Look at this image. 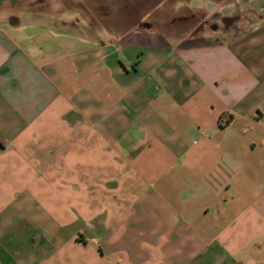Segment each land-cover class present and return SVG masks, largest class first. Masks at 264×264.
<instances>
[{"label": "crops", "instance_id": "obj_1", "mask_svg": "<svg viewBox=\"0 0 264 264\" xmlns=\"http://www.w3.org/2000/svg\"><path fill=\"white\" fill-rule=\"evenodd\" d=\"M232 5L198 37L0 17V264H264V2Z\"/></svg>", "mask_w": 264, "mask_h": 264}, {"label": "rangeland", "instance_id": "obj_2", "mask_svg": "<svg viewBox=\"0 0 264 264\" xmlns=\"http://www.w3.org/2000/svg\"><path fill=\"white\" fill-rule=\"evenodd\" d=\"M236 0H16L0 4L1 16L19 15L23 11L43 12L51 17L76 20H87L92 24H103L107 29L125 30L131 28L132 17L143 21H155L159 31L167 26L176 15H187L190 10L186 5L191 4L192 13L205 11H226L231 9ZM245 2L249 0H238ZM251 1V0H250ZM264 2V0H258ZM128 6L131 16L124 8ZM134 7L138 16L129 9ZM196 7V8H193ZM224 8V9H223ZM142 9V11H137ZM181 9V10H179ZM187 9V10H186ZM138 12V13H137ZM226 15V13H225ZM107 261V259H106Z\"/></svg>", "mask_w": 264, "mask_h": 264}, {"label": "flooded vegetation", "instance_id": "obj_3", "mask_svg": "<svg viewBox=\"0 0 264 264\" xmlns=\"http://www.w3.org/2000/svg\"><path fill=\"white\" fill-rule=\"evenodd\" d=\"M187 9L191 11V4L186 5ZM196 8V7H193ZM132 13L134 12V16H138L136 13V9L134 7L129 8ZM186 9V10H187ZM127 15L131 16V13L128 11V6L124 8ZM181 10V9H179ZM137 11H142L139 9ZM187 15H176L172 19H170V23L166 24L165 28L161 29L160 31H166L167 33H177V34H189L193 37L204 36L207 33H215L219 30L226 29L232 21L238 17L235 15L234 18H229L223 14L222 11H214L213 13H207L205 11H198L197 13L190 12ZM138 13V12H137ZM145 13L139 15V17H132L131 19V28L125 29H138L144 31H155L159 30L156 29L155 21H143L141 16Z\"/></svg>", "mask_w": 264, "mask_h": 264}, {"label": "water", "instance_id": "obj_4", "mask_svg": "<svg viewBox=\"0 0 264 264\" xmlns=\"http://www.w3.org/2000/svg\"><path fill=\"white\" fill-rule=\"evenodd\" d=\"M16 0H0V4L6 3V2H15Z\"/></svg>", "mask_w": 264, "mask_h": 264}, {"label": "trees", "instance_id": "obj_5", "mask_svg": "<svg viewBox=\"0 0 264 264\" xmlns=\"http://www.w3.org/2000/svg\"><path fill=\"white\" fill-rule=\"evenodd\" d=\"M228 123V120L224 121V120H221V124L224 126Z\"/></svg>", "mask_w": 264, "mask_h": 264}]
</instances>
